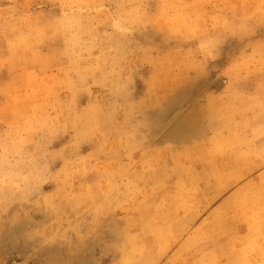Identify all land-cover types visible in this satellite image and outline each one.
<instances>
[{
	"label": "rangeland",
	"instance_id": "obj_1",
	"mask_svg": "<svg viewBox=\"0 0 264 264\" xmlns=\"http://www.w3.org/2000/svg\"><path fill=\"white\" fill-rule=\"evenodd\" d=\"M263 234L264 0H0V264H264Z\"/></svg>",
	"mask_w": 264,
	"mask_h": 264
},
{
	"label": "bare ground",
	"instance_id": "obj_2",
	"mask_svg": "<svg viewBox=\"0 0 264 264\" xmlns=\"http://www.w3.org/2000/svg\"><path fill=\"white\" fill-rule=\"evenodd\" d=\"M167 9H168V8H167ZM179 10H181V9H179ZM179 10H178V11H179ZM182 11H183V10H182ZM189 14H190V13H189ZM183 21H184V20H183ZM184 22H185V21H184ZM257 190H258V189H257ZM236 203H237V202H236ZM234 214H235V213H234ZM221 226H222V225H221ZM261 231H262V230H261ZM263 235H264V234H263Z\"/></svg>",
	"mask_w": 264,
	"mask_h": 264
}]
</instances>
